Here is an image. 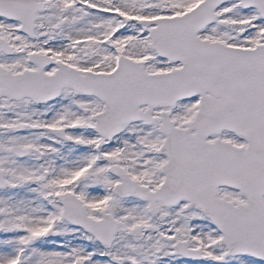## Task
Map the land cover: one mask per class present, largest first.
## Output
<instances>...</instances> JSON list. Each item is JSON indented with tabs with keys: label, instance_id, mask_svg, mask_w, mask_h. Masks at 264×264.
<instances>
[{
	"label": "snow or ice",
	"instance_id": "1",
	"mask_svg": "<svg viewBox=\"0 0 264 264\" xmlns=\"http://www.w3.org/2000/svg\"><path fill=\"white\" fill-rule=\"evenodd\" d=\"M0 264H264V0H0Z\"/></svg>",
	"mask_w": 264,
	"mask_h": 264
}]
</instances>
